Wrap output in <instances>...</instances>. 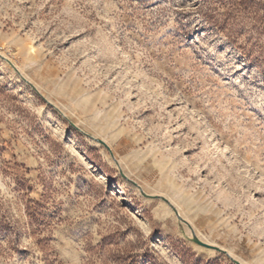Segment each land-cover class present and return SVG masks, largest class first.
<instances>
[{
	"label": "rangeland",
	"instance_id": "374dc122",
	"mask_svg": "<svg viewBox=\"0 0 264 264\" xmlns=\"http://www.w3.org/2000/svg\"><path fill=\"white\" fill-rule=\"evenodd\" d=\"M0 264H264V0H0Z\"/></svg>",
	"mask_w": 264,
	"mask_h": 264
},
{
	"label": "snow or ice",
	"instance_id": "6c2138e0",
	"mask_svg": "<svg viewBox=\"0 0 264 264\" xmlns=\"http://www.w3.org/2000/svg\"><path fill=\"white\" fill-rule=\"evenodd\" d=\"M41 102H43V101H41ZM36 131H37V132L42 131L39 125L36 127ZM45 142H46V141H45ZM98 211H99V210H98ZM140 219H141V220H144V217L141 216ZM95 223H98V221L95 220V219H92V220H86V221H84L83 223H81L80 225H78V227H77V232H78L79 234H81V235H86L89 231H91V229H92V225L95 224ZM139 246H142V245H139Z\"/></svg>",
	"mask_w": 264,
	"mask_h": 264
},
{
	"label": "trees",
	"instance_id": "16d2710c",
	"mask_svg": "<svg viewBox=\"0 0 264 264\" xmlns=\"http://www.w3.org/2000/svg\"><path fill=\"white\" fill-rule=\"evenodd\" d=\"M227 26V24L225 23V27ZM223 30V29H222Z\"/></svg>",
	"mask_w": 264,
	"mask_h": 264
}]
</instances>
